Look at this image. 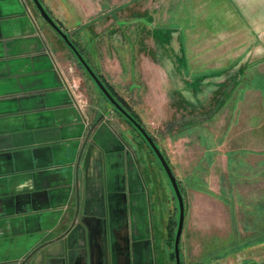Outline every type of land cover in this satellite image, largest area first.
<instances>
[{"label":"rangeland","instance_id":"rangeland-1","mask_svg":"<svg viewBox=\"0 0 264 264\" xmlns=\"http://www.w3.org/2000/svg\"><path fill=\"white\" fill-rule=\"evenodd\" d=\"M26 1L67 65L64 87L86 115L101 112L138 167L145 202L133 234L111 238V264H174L166 174ZM41 1L171 163L186 203L181 263L264 264V12L228 0Z\"/></svg>","mask_w":264,"mask_h":264},{"label":"crops","instance_id":"crops-1","mask_svg":"<svg viewBox=\"0 0 264 264\" xmlns=\"http://www.w3.org/2000/svg\"><path fill=\"white\" fill-rule=\"evenodd\" d=\"M228 1L264 12V0ZM33 12L0 0V264H107L106 237L133 234L145 202L138 167L101 112L86 115L64 87L67 65Z\"/></svg>","mask_w":264,"mask_h":264},{"label":"water","instance_id":"water-1","mask_svg":"<svg viewBox=\"0 0 264 264\" xmlns=\"http://www.w3.org/2000/svg\"><path fill=\"white\" fill-rule=\"evenodd\" d=\"M32 5L37 10L38 15L44 19L50 29L53 32H56L59 36L61 41L67 46L70 53L75 57L77 62L79 63V66L84 70L87 75L88 79L95 85L98 92L105 98V100L108 102L110 107L117 111V113L121 114V116L130 122L133 129L136 131L137 134H140V136L144 139V143L147 147L151 150V152L154 154L155 158L158 160L160 164V168L163 170V172L167 176V180L172 186L174 198L177 201V212H178V219L176 222L177 229L174 233V246H173V252L175 254L174 264H181V252H180V245H181V234L184 229V219L186 216L185 212V199L183 198V190L180 187L178 183V179L175 175V173L171 169V163L167 158L164 156V152L161 150L160 147H158L155 139L153 136H151L146 129L143 126V123L139 120H137L134 116H132L129 109L126 107H123L119 102V100L116 98L115 95L112 94L111 91H109L107 85L103 83L102 79L100 78V75L97 73V71L93 70L91 65L88 62V59L84 57L83 54H81L79 48L74 44V42L71 40L70 33L62 29L59 25V22L56 18H53L49 11L47 10V7L42 3L41 0H30Z\"/></svg>","mask_w":264,"mask_h":264},{"label":"trees","instance_id":"trees-1","mask_svg":"<svg viewBox=\"0 0 264 264\" xmlns=\"http://www.w3.org/2000/svg\"><path fill=\"white\" fill-rule=\"evenodd\" d=\"M48 10V9H47ZM58 21V20H57ZM59 22V21H58ZM59 25H60V22H59ZM60 27H61V25H60ZM62 28V27H61ZM70 38H71V40L74 42V44L79 48V50H80V52H81V54H83L84 55V57H86L87 59H88V62H89V64L91 65V61H90V59L86 56V54L84 53V49L83 48H81L80 47V45L79 44H77V42L74 40V37L72 36V34H70ZM60 41H61V39H60ZM62 42V41H61ZM63 43V42H62ZM64 44V43H63ZM66 46V45H65ZM67 47V46H66ZM69 50V49H68ZM77 61V60H76ZM78 66H79V63H78ZM80 67V66H79ZM91 67L93 68V66L91 65ZM81 68V67H80ZM82 69V68H81ZM93 70H95L94 68H93ZM95 71H97V73L100 75V78L102 79V81H103V83H105L106 85H107V87L109 88L108 90L109 91H111L112 92V94L113 95H115L116 96V98L120 101L119 103L123 106V107H126L127 109H129L130 110V112H131V114H132V116H134L137 120H139V121H141L140 120V118L139 117H137V115H136V113L133 111V109L129 106V104L126 102V99H123L122 97H120L119 95H117L116 93H115V91L113 90V87L108 83V82H106L104 79H103V77H102V74L98 71V70H95ZM118 114V116L123 120V121H126L131 127H132V125L130 124V122L129 121H127L126 119H124L122 116H121V114H119V113H117ZM142 122V121H141ZM143 126H144V124H143ZM145 127V126H144ZM132 129H133V127H132ZM133 131L136 133V131L133 129ZM147 131V130H146ZM148 132V131H147ZM149 133V132H148ZM137 134V133H136ZM138 135H140V134H138ZM151 135V134H150ZM152 136V135H151ZM154 137V136H153ZM154 139H155V141H156V138L154 137ZM144 140V139H143ZM144 142V141H143ZM145 144V143H144ZM166 158V157H165ZM179 183V182H178ZM180 185V184H179ZM180 187L182 188V186L180 185ZM182 190H183V188H182ZM176 210H177V208H176ZM176 222H177V219H176ZM175 225H176V223H175ZM176 229H177V225H176ZM175 233V232H174ZM173 238H174V236H173ZM174 258H175V254H174ZM182 264V263H181Z\"/></svg>","mask_w":264,"mask_h":264},{"label":"flooded vegetation","instance_id":"flooded-vegetation-1","mask_svg":"<svg viewBox=\"0 0 264 264\" xmlns=\"http://www.w3.org/2000/svg\"><path fill=\"white\" fill-rule=\"evenodd\" d=\"M106 239H107V243L105 244L104 242H103V244H102V249H101V255L103 256V261H106L107 259L109 260V261H107L108 262V264H111V261L113 260V255H112V242L113 241H111V237H106ZM104 264V263H103Z\"/></svg>","mask_w":264,"mask_h":264}]
</instances>
